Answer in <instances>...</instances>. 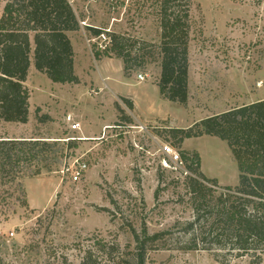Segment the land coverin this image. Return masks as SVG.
Listing matches in <instances>:
<instances>
[{"label": "rangeland", "instance_id": "rangeland-1", "mask_svg": "<svg viewBox=\"0 0 264 264\" xmlns=\"http://www.w3.org/2000/svg\"><path fill=\"white\" fill-rule=\"evenodd\" d=\"M73 1L82 21L86 18L82 29L71 34L79 82H53L36 69L32 55L25 82L31 95L29 121L0 120V137H39L56 143L46 162L53 170L35 176L24 170L22 188L10 185L9 177L0 179V255L5 264H81L88 251L99 263L140 264L132 228L140 236L144 228L151 236L162 233L148 242L145 264H252L249 256L235 257L228 250L184 248L187 222L195 216L189 177L163 164L160 145L168 142L197 152L204 173L218 179L217 192L239 183L238 163L227 141L204 132L186 139L180 148L166 130L188 128L264 99V0H189L186 105L160 95L156 47H148L154 56L135 61L129 73L115 54L100 59L94 54L111 46L107 31L130 37L129 46L138 48V39L159 44L161 0ZM7 2L0 0V18ZM93 3L101 6V15L92 14ZM182 3L176 0L171 7L179 9ZM93 24L106 33L91 35L87 27ZM139 74L146 77L141 84ZM125 96L137 101L142 116L159 123H137ZM37 108L39 115L51 119L40 122ZM68 115L81 123L80 130L70 128ZM161 117L172 123L160 122ZM73 140L76 147H66ZM83 164L87 168L75 181L73 172ZM198 241L203 245L201 238Z\"/></svg>", "mask_w": 264, "mask_h": 264}, {"label": "trees", "instance_id": "trees-1", "mask_svg": "<svg viewBox=\"0 0 264 264\" xmlns=\"http://www.w3.org/2000/svg\"><path fill=\"white\" fill-rule=\"evenodd\" d=\"M174 1L161 0L159 44L138 39L137 48L129 46L127 35L107 31L111 46L94 54L97 59L115 54L123 59L124 69L129 73L135 61L154 56L148 47H156V60L161 63L158 86L162 96L186 105L189 99L190 7L189 0H182L180 8L173 10L171 3ZM80 29L81 20L69 0H8L0 18V120L29 121L31 95L25 82L32 55L36 69L53 82H79L69 32ZM87 30L95 37L106 33L104 28L93 25ZM134 48L136 54L133 56ZM122 99L134 109L130 98ZM117 107L124 113L119 105ZM40 111L37 108L40 122L51 119L48 114L39 115ZM121 118L133 121L128 115ZM207 131L228 142L238 163L239 183L222 186L223 191L217 192L218 179L209 178L200 171L199 154L180 150L189 168L199 177H189L195 216L187 222L185 233L189 239L184 248L228 250L235 257L249 256L252 264H264V99L208 116L188 128L169 127L166 130L180 148L186 139L200 137ZM55 145L39 137H0V179L9 177L10 185L22 188L21 179L27 174L24 170H30V176L40 174L43 169L53 170L46 162L48 154L55 152ZM65 145L76 147L74 140ZM132 231L138 244L137 262L145 264L148 242L158 240L162 233L151 236L144 228L140 236L137 229L132 228ZM199 238L203 245L199 244ZM0 264H5L1 255ZM81 264L104 263H99V257L88 251Z\"/></svg>", "mask_w": 264, "mask_h": 264}, {"label": "built area", "instance_id": "built-area-1", "mask_svg": "<svg viewBox=\"0 0 264 264\" xmlns=\"http://www.w3.org/2000/svg\"><path fill=\"white\" fill-rule=\"evenodd\" d=\"M81 23L83 24V23H85V21H81ZM102 34H104V33H102ZM138 79H139V81H144L146 79V77L143 74H139ZM67 122H68V124L72 130H80L81 123L74 121V117L72 115H68ZM160 151L164 155V159H163L164 165H166L168 167H171V165H174L175 168H180L185 176L199 178L189 168L188 163L183 158L181 151L179 149H177L176 147H174L171 143H168V142L161 143ZM86 168H87V164L81 165L80 169H77L76 171L73 172V179L75 181L80 180L82 177V172Z\"/></svg>", "mask_w": 264, "mask_h": 264}, {"label": "crops", "instance_id": "crops-1", "mask_svg": "<svg viewBox=\"0 0 264 264\" xmlns=\"http://www.w3.org/2000/svg\"><path fill=\"white\" fill-rule=\"evenodd\" d=\"M70 2H71V4H72V6H73V8H74V10H75V12H76V14L78 15V17L80 18V20L82 21V17L80 16V13H79V10H78V6H76V4L74 3V1L73 0H69ZM101 6H99L98 5V3H93L92 5H91V8H92V14H95V13H97V15H101L102 14V12H103V10L100 8ZM86 20V18L84 17V20L83 21H85ZM93 26H97V27H99L98 25H94L93 24ZM82 29V28H81ZM72 33H74V32H69V36H70V38H71V40H72V37H71V34ZM73 42V41H72ZM74 45V44H73ZM138 83H142V81H137ZM160 89V88H159ZM160 95L162 96V94H161V92H160ZM124 96V95H123ZM126 97V96H125ZM163 97V96H162ZM128 98H130V97H128ZM164 98V97H163ZM132 101H133V104H134V109H135V113H136V115L133 117V119L137 122V123H139V124H141V125H143V124H156V123H159V122H156V120H153V118H146V117H144V116H142V114H140V112H139V109H138V103H137V101H135L134 99H132V98H130ZM165 121H167L168 122V124L169 123H172V121L170 120V118H167V117H161L160 118V122H165ZM103 127H107V124H104L103 125ZM202 171H203V168H202ZM203 173H204V171H203ZM205 174V173H204ZM206 175V174H205ZM207 176V175H206ZM209 178H211V177H209Z\"/></svg>", "mask_w": 264, "mask_h": 264}, {"label": "water", "instance_id": "water-1", "mask_svg": "<svg viewBox=\"0 0 264 264\" xmlns=\"http://www.w3.org/2000/svg\"><path fill=\"white\" fill-rule=\"evenodd\" d=\"M207 133H208V134H211V132H210V131H207Z\"/></svg>", "mask_w": 264, "mask_h": 264}]
</instances>
